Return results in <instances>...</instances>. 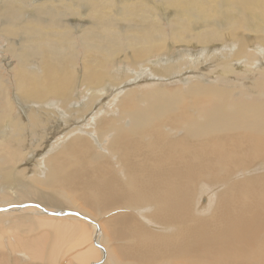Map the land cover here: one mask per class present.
Returning a JSON list of instances; mask_svg holds the SVG:
<instances>
[{"label":"bare ground","instance_id":"1","mask_svg":"<svg viewBox=\"0 0 264 264\" xmlns=\"http://www.w3.org/2000/svg\"><path fill=\"white\" fill-rule=\"evenodd\" d=\"M5 1L0 33L22 32L23 45L13 104L0 77V210L37 216L0 211V264L10 254L55 264L61 252L71 264H264V101L237 103L254 76L238 77L264 73V0H119L110 12L118 0H69L67 10L81 4L93 20L76 32L41 0L34 10ZM120 9L127 25L117 29ZM190 40L221 51L224 73L211 86L196 77L178 87L199 72L196 53L177 48ZM114 54L132 66L162 54L149 68L159 79L144 87L143 73L128 84L115 75L119 102L86 113L84 94L97 91ZM177 68L181 83L161 88ZM78 79L88 91L75 96ZM216 100L228 105L203 108ZM18 255L11 264H22Z\"/></svg>","mask_w":264,"mask_h":264},{"label":"rangeland","instance_id":"2","mask_svg":"<svg viewBox=\"0 0 264 264\" xmlns=\"http://www.w3.org/2000/svg\"><path fill=\"white\" fill-rule=\"evenodd\" d=\"M38 1H40V0H22V3H25L27 6H26V8L25 9H30V10H34V9H32L35 5H37V2ZM145 1H147V0H145ZM150 0H148L147 2H149ZM5 0H0V8L3 6V5H5ZM67 2V3H66ZM30 3H31V6H30ZM40 3H44L45 5V10H51V11H53L54 12V16L53 15H51L54 19L53 20H55V21H57L58 20V23H57V25L58 26H69L71 29L70 30H72V32H76V31H79V30H82V31H84L85 30V28L87 27V22L88 23H91L93 20H89V16H88V12H86V10H85V6H82L81 4H79V6L77 7V10H76V12H71V11H69V10H67L66 9V7H67V5H68V3H69V0H45V2H44V0H41V2ZM150 3H152V2H150ZM114 4L116 5V7L114 6ZM113 4V6H114V9H105L107 12H110V11H117L120 7H121V1H116L115 3ZM48 6V7H47ZM169 6H171V5H169ZM84 9H82V8ZM170 9H174V8H171L170 7ZM61 10V11H60ZM121 9L119 10V18H120V22H118L117 23V25L119 26V27H116L117 29H120V27L121 28H124L125 26L124 25H127V22L124 20V18H123V15H120V13H121ZM174 11H175V9H174ZM65 12V13H64ZM77 12H79V13H77ZM26 13H27V11H26ZM69 13V14H68ZM163 13V14H162ZM167 13V12H166ZM27 14H29V13H27ZM78 14H79V16H78ZM157 14L158 15H164V17L166 16V14H165V12L162 10L161 12H157ZM67 15V16H66ZM86 15V16H85ZM44 18H47V15H42ZM80 17V18H79ZM163 17V16H162ZM49 18V17H48ZM125 18H126V20L127 19H131V17H130V15H125ZM77 19V20H76ZM85 19V20H84ZM2 20V22H5L6 20H7V18H5V17H3L2 19H0V21ZM87 20V21H86ZM83 22V23H82ZM2 24L3 23H1L0 22V29H1V27H2ZM196 26V25H195ZM22 32H16V34L15 35H10V34H5L4 32H2V33H0V65H1V67H0V77L2 78V80L4 81V82H6V83H8V95H10L11 96V102H12V104H13V100H14V98H13V96L11 95V94H13L14 95V93H15V90H14V86H11L10 85V83L12 84V81H13V76H14V70L15 69H17V64H16V62L18 61L17 60V57H16V55L18 54V51L22 48V45H23V43L20 41V39L21 38H23V35L21 34ZM7 35V36H6ZM191 42L190 43H188V44H178V46H177V48H179V50H181L180 48L182 47V48H184V47H186V50H188V52L190 53V54H193V53H196V57H197V61H199V72L198 73H195V75H192V76H190L189 78L188 77H186L185 75H183V79H179V78H175V76L178 74V73H180L181 72V70H179L178 68V70L176 69L175 70V72H167L166 73V75H167V79H170V80H167V79H164V81L166 80V82L167 81H169V83L167 82H163V83H165V84H163L162 83V85H161V88H163V87H168V89L169 88H174V83L175 82H177L178 80L177 79H179L180 81H182V83L184 82L185 84L187 83V86H185V87H180V86H178L179 88H183V89H186L187 87H189L190 85H193V84H196V83H198L196 80H195V78L196 77H201L203 80H202V83H201V85H203V86H206V87H208V86H211L212 85V82H213V79L215 78V77H218L219 75L217 74L219 71L221 72V73H224V69H223V66L221 65V62H222V60H221V57H220V59H219V57H216V56H218V55H220V50H217V51H213V49L211 50L210 48L211 47H207V48H209L208 50L209 51H207V48H206V46H205V50H204V46H201V48L200 47H198L197 45H196V42H195V40H190ZM166 44H168L169 45V43L168 42H166ZM190 45V46H189ZM193 45V46H192ZM229 45H230V43H229ZM229 45H227V46H225L226 48H228V46ZM18 46V47H17ZM195 46H196V48H195ZM254 46V45H253ZM176 47V46H175ZM189 47H190V50H189ZM250 47V50H252V52L253 51H255V49H257V46H254V50H253V48H252V46H249ZM193 48H195V49H193ZM6 49V50H5ZM8 49V50H7ZM18 49V50H17ZM212 52H211V51ZM11 51H13V53L11 52ZM193 51V52H192ZM205 51H207V55L208 56H206V55H204V52ZM220 51V52H219ZM81 51H78V53H80ZM122 54H125L126 55V51H125V49H122L121 51H120ZM172 52H174V50L172 51ZM177 52V51H176ZM199 52H201V53H199ZM208 52H210V54H211V56H209V53ZM173 55H175L174 53H173ZM214 55V56H213ZM162 56V54H160V55H157V54H152V55H150L149 56V58L147 59V61H143V62H139L138 64H136L135 66H132L130 63H129V61L127 62V61H123L122 62V60L116 55V54H114L113 55V57H111L110 59H109V61H110V63H109V69H108V74L105 76V78H104V80H103V82H102V84L99 86V88L97 87L96 88V90L97 91H88V89H87V87H85L84 86V84H82L81 83V81H80V79H78L77 81H78V83H77V81H76V83L78 84V86L80 87V88H78V89H76L75 91H74V93H73V95L75 94V96L78 94V93H81V92H87V93H85L84 94V96L89 100V105L91 106V108H90V110L89 111H87L86 113H92L91 112V110L93 111L94 109L95 110H97V109H104L105 107H106V105L107 106H112L113 104H114V102L115 103H117V102H119V98H121V94H117L116 96H115V91H110L111 89H114L115 87H116V85H117V82L118 81H114L113 80V76H115V75H118V74H124L125 75V77L126 78H124V79H122V80H120V84H124V82H126L127 84L128 83H130V81H128L127 82V80H130V79H132L134 76H135V74H138V73H143L142 75H139L138 74V77H141L142 79H139V81H141V83H138L137 85H139V86H144V87H146V85L148 86H150V85H153L155 82L157 83V80L159 79V74H160V71H159V69H158V72H157V74L155 75V77H153L152 76V72L151 71H149V68L150 67H153L157 62H158V60L160 59V57ZM116 57V58H115ZM100 57H99V55H97V58L96 59H99ZM201 58V59H200ZM119 59V60H118ZM206 59V60H205ZM211 59V60H210ZM216 59H218V63L216 62L217 60ZM243 59H244V57H243ZM242 59V57H240V59L239 58H237L235 61H238V60H240V61H242L243 60ZM200 60H202V61H200ZM216 60V61H215ZM15 61V62H14ZM172 60L171 59H163L162 60V62L163 63H165V62H171ZM209 62H210V64H209ZM216 62V63H215ZM243 62V61H242ZM2 63V64H1ZM78 64H76L75 65V67H76V69H75V71L77 72V75L79 76V71L80 70H82V68H79L81 65H80V62H77ZM202 63H203V65H202ZM213 63V64H212ZM154 64V65H153ZM218 64V65H217ZM243 64L245 65V69L246 70H248L246 67H247V64L245 63V62H243ZM111 65V66H110ZM211 65H215L216 66V68H215V66H213V68L214 69H212L211 68ZM111 67V68H110ZM196 67H198V65L197 66H195L194 68H196ZM202 67L203 68H205L206 69V74L208 75V76H206L205 75V78L203 77V76H201V69H202ZM210 68V70H209V72H208V69ZM219 72V73H220ZM176 73V74H175ZM216 73V74H215ZM255 73H257V74H255V75H250V74H246V73H244V74H242L241 76H239L238 78H241V79H246L245 77H250V78H253V76H254V78H253V80L251 81V82H249V81H245V86L246 87H242V89L241 90H243V91H237V92H239L240 93V95H239V97H238V102L237 103H248V104H254V103H261L262 101H264V95H262V93H264V73H262L261 71L259 72V70H257ZM175 75V76H174ZM248 75V76H247ZM213 76V77H212ZM226 76V75H225ZM232 76V75H231ZM207 77V78H206ZM233 77V76H232ZM263 77V78H262ZM157 78V79H156ZM213 78V79H212ZM235 78V77H234ZM172 79V80H171ZM180 81H178L177 82V84H180L181 82ZM256 81V82H255ZM109 82V83H108ZM154 82V83H153ZM189 82V83H188ZM192 82V83H191ZM203 82H205V83H203ZM252 82H254V83H252ZM160 83V82H159ZM108 84V85H107ZM161 84V83H160ZM167 84V85H166ZM169 84V85H168ZM248 84V85H247ZM165 85V86H164ZM263 85V86H262ZM110 86V87H109ZM260 86H262L263 88L261 89V87ZM101 87V88H100ZM250 87V88H249ZM253 87V88H252ZM82 89V90H81ZM102 89V90H101ZM233 88L231 87L230 88V90L228 91V93L229 92H232V91H234V90H232ZM248 89H252V91L251 92H249L248 91ZM245 90H247V92L245 91ZM263 90V91H262ZM108 91H110V92H108ZM148 91H152V90H148ZM89 92H90V96L88 97V94H89ZM102 92L104 93V94H102ZM144 92H147V91H142V93H144ZM245 92V93H244ZM97 93V94H96ZM139 93H141V91H139ZM250 93H251V96H250ZM258 93V94H257ZM102 94V95H101ZM247 94V95H246ZM255 94V95H254ZM92 95V96H91ZM100 95V96H99ZM114 95V96H113ZM243 95H245V96H243ZM83 96V97H84ZM247 96V97H246ZM254 96V97H253ZM258 96V97H257ZM92 97H93V99H92ZM242 97V98H241ZM255 97H257V98H255ZM49 99V100H48ZM48 99H46L45 100V103H47V104H49V103H51V102H53V101H55L56 103L59 101V103L58 104H60V105H62V104H64L65 106H74V105H76V102L74 103L73 101L74 100H70V99H68L69 101H67L66 103H62L61 101H60V99H56V98H48ZM51 99V100H50ZM53 99V100H52ZM116 101H115V100ZM101 100L103 101L102 103H101ZM98 101V102H97ZM107 101V102H106ZM114 101V102H113ZM226 102H227V100H225ZM224 101V103L225 104H227L226 102ZM96 102V103H95ZM112 102V103H111ZM99 103V104H98ZM107 103H110V104H107ZM143 104V103H142ZM139 105V106H143V105ZM219 104L220 105H225V104H223V102L220 100L219 102H217V100L215 101V102H211V103H209L208 105H201V107H203L205 110H210V109H213L214 107H217V106H219ZM228 105V104H227ZM15 106H17V105H15ZM94 106V107H93ZM99 107V108H98ZM59 109H61V108H59ZM33 123V122H32ZM42 126H40L39 128H35V131L36 132H39L41 129ZM91 130H93V129H95L96 127L95 126H92V127H89ZM24 130H28V128H24ZM181 131H183V129L181 130ZM34 140H36L37 139V137H35V138H33ZM205 199H206V196L205 197H202V198H200V201H199V203L201 202V203H204L205 202ZM205 204V203H204ZM202 205V204H201ZM2 206H5V205H2ZM2 206H0V207H2ZM24 208V207H23ZM16 209H18V210H16ZM46 209H48V210H50L51 208H46ZM21 209L20 208H17V207H12V206H9V207H7L6 209H5V211L4 210H0L1 212L3 211L5 214H13V215H18V214H23V215H32V216H37L33 211H30L29 213L28 212H25V211H20ZM22 210H24V209H22ZM7 211V212H6ZM27 211V210H26ZM71 211V210H70ZM67 214H71V213H67ZM65 216H67V215H65ZM38 217H40V216H38ZM41 218V217H40ZM63 218V217H62ZM94 244V243H93ZM4 250H2V252H3ZM5 252H7V255H9L10 254V251H7V250H5ZM4 252V253H5ZM6 255V254H5ZM15 255V256H14ZM13 256H12V254H10L9 255V258H7V260H9V264H11V260L14 258V257H17L16 255H18V254H14ZM58 255H60V256H58L57 257V262H54L55 264L57 263V264H71L70 263V259L72 258V253H70V254H64V252L62 253H60V254H58ZM8 257V256H7ZM12 257V258H11ZM20 257V258H19ZM18 258H19V260L22 262V264H26L27 263V258H25L24 256L22 257V256H19L18 255ZM23 258H25V259H23ZM62 258V259H61ZM104 258H103V256L99 259L100 261H99V263H97V264H102L104 261H105V259L103 260ZM68 260V261H67ZM26 263H25V262ZM60 262V263H59ZM35 264H41V263H38V262H36ZM52 264V263H51ZM92 264V263H91Z\"/></svg>","mask_w":264,"mask_h":264}]
</instances>
